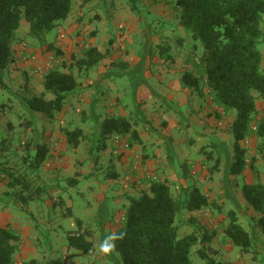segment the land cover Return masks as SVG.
Here are the masks:
<instances>
[{"label":"rangeland","instance_id":"1","mask_svg":"<svg viewBox=\"0 0 264 264\" xmlns=\"http://www.w3.org/2000/svg\"><path fill=\"white\" fill-rule=\"evenodd\" d=\"M132 3L129 0H93L88 5L76 2L70 17L46 36V42L60 49L63 55L42 46L38 39L32 37L30 25L25 19L16 32L20 43L14 48L22 45L24 49L17 47V56L5 71L7 89L0 87V107L6 106L5 110L0 109V163H4L6 169L25 174L28 170L24 168L22 158L30 155V152L33 154L37 144L48 146L46 161L37 175H32L34 180L37 179V184L42 182L47 185V193L41 199L30 201L27 206L15 205L16 198L7 196L10 190L2 175L3 165L0 164V227L10 226L24 233L28 237L23 240L24 246H28L27 241L40 239V251L43 252L40 256L52 262L60 258V264H123L114 249L108 253H102L100 249L106 238L117 230L130 205V199L138 196L145 189V184L143 179L142 185H134L137 181L133 183L122 177V169L126 165L122 149L128 146V141L122 142L121 139L111 137L106 140L107 150L97 151L100 125L106 117L120 116L121 109L125 110V117L132 123H136L137 119L141 122L139 109L144 113L148 111L143 119L152 125L158 123L161 126L166 121L164 118H153V114L158 106L162 108V103L158 100L149 104L139 101V85H147L146 89L155 86L160 90L166 83L159 81L163 73L176 71V75H171L173 79L185 72L197 73L202 45L188 29L180 25L175 1L134 0L136 11L132 10ZM90 47L98 48L105 54V59L91 71L81 72L73 56L81 58ZM167 47L170 50L162 56V50ZM259 50L262 54L261 71L264 72L263 43ZM169 55L173 61L167 59ZM51 57L61 58L62 64L52 67L48 64ZM166 59L168 64L162 63ZM52 69L64 72L72 70L78 77L79 88L69 98L65 111L53 121H47L42 115L36 114L35 124L32 125V118L24 112L14 94H21L26 73L29 87L40 95L44 92L42 79ZM206 94L211 107L209 119H212V123L204 122L215 137L202 141L200 155L191 151L186 143L178 146L175 142L178 156L175 166L181 172L192 166L186 164L185 169L180 167L185 160L182 156L190 157L189 161L202 160L196 167L193 165L190 177L180 182L175 180L174 184L170 182L172 191L175 196L183 197V187L197 185L210 202H215L226 211L235 210L240 224L250 231L251 220L256 216L241 201V186L244 183H264V146L255 137L246 139L242 146L246 150L247 169L242 176L231 175L230 167L234 157V142H230L231 121L236 117V112L225 114L221 111L217 114L210 103L207 89ZM124 95L126 99H122ZM262 110L260 117L264 118ZM182 125V134L188 136L192 133L185 122ZM77 129L83 131L84 137L80 140V146L73 149L62 130ZM180 136V131H177L174 138L181 139ZM190 139L193 140L192 137ZM149 141L152 139L149 138ZM160 141L161 147H164V140ZM145 149L152 159L159 157L150 142ZM253 163L256 175L250 168ZM115 173H119V177L112 180ZM136 177L138 179L139 175ZM68 180L76 182V185L70 184ZM126 182H129V191H126ZM182 216L184 219L180 220V224H185L188 215L183 213ZM191 216L200 223L199 227L206 226L210 230L216 228L219 231L212 244V250L217 254H211L218 261L228 264H264V239L253 246L249 254L242 256L239 249L227 243L221 232L228 223L225 214L209 208L192 213ZM78 222L82 224V231L95 232V235L88 238L96 245L94 255L74 249L69 252L67 250L69 236L80 231ZM190 230L188 227L181 229L180 237L187 235ZM196 252L197 249L192 255L194 264H205ZM37 257V261L43 262L42 258Z\"/></svg>","mask_w":264,"mask_h":264},{"label":"trees","instance_id":"2","mask_svg":"<svg viewBox=\"0 0 264 264\" xmlns=\"http://www.w3.org/2000/svg\"><path fill=\"white\" fill-rule=\"evenodd\" d=\"M88 5L93 0H0V87L7 89L5 71L14 61V46L20 43L16 37L21 22L25 19L30 25V35L40 41L49 50L60 49L46 42V36L57 29L72 14L76 2ZM132 10L137 6L134 0ZM179 12V23L188 29L193 38L202 45V55L197 65V73L185 72L180 79L184 89H190L200 98H206V89L211 104L217 114L223 111L228 114L236 112L231 126L233 136L234 157L230 167L233 176L244 175L247 169L246 150L242 143L250 138L260 139L264 146V118L257 108V95L264 97V72L261 71L262 54L259 46L264 43V0H174ZM169 47L162 50V56L168 53ZM105 59V54L96 47L84 51L81 58L73 56L78 70L91 71ZM172 60V56L167 57ZM166 59V61H168ZM25 84L21 94H14L24 112L32 118L35 124L36 114L42 115L47 121H53L57 115L66 109L69 98L78 88V77L72 70L68 72L52 69L42 79L44 92L35 94L29 87L28 75L25 73ZM208 98V97H207ZM3 105L0 109L5 110ZM29 127V124L26 125ZM34 130V129H33ZM68 144L77 149L84 134L81 129L74 131L62 130ZM111 137L129 139L128 148L139 142L138 133L128 118L123 116L106 117L100 125L97 137V151H106V140ZM1 145V144H0ZM126 148V149H128ZM7 149V148H6ZM29 149V146H28ZM33 154L23 157L22 164L28 170L15 172L1 167L2 175L11 191L7 196L15 197L14 204L27 206L30 201L41 199L47 193V185L37 184L32 175H37L48 156V146L37 144ZM22 168V167H21ZM256 175L254 163L250 166ZM184 170L183 178L191 175ZM193 172V171H192ZM119 177V173L112 176ZM70 184H75L68 180ZM145 189L135 198L130 199V205L122 216L121 223L112 236L124 233L123 239H115L114 250L123 264H194L192 255L196 254L205 264H228L218 261L211 254L212 244L219 231L204 226L191 216L205 209L215 208L225 214L228 220L221 229L227 243L239 249L240 254L247 255L253 246L264 239V183H244L241 186L242 199L249 210L255 214L252 218L250 231L239 222L235 210L226 211L215 202H210L208 196L195 185L182 188L183 197L175 196L172 184L168 181H143ZM142 185L139 181L134 185ZM171 184V185H170ZM76 185V184H75ZM234 209V208H233ZM69 210V209H68ZM71 215V210L68 211ZM183 213H187L185 224H180ZM80 231L68 238L67 248L94 255L96 245L89 241L91 232ZM184 227L191 228L189 233L180 237L179 232ZM23 243L22 235L12 227L0 228V264H18L17 254ZM60 258L52 264H60ZM261 261V260H260ZM50 263V264H51ZM21 264H43L37 260Z\"/></svg>","mask_w":264,"mask_h":264},{"label":"crops","instance_id":"3","mask_svg":"<svg viewBox=\"0 0 264 264\" xmlns=\"http://www.w3.org/2000/svg\"><path fill=\"white\" fill-rule=\"evenodd\" d=\"M17 47H19L21 50L24 49L22 45H17ZM17 47L14 48V57L17 56ZM163 62L168 64V61H162V63ZM173 74L176 75L177 72L172 71L168 72V74H162V77H160L159 81H164L166 83L164 87H161L160 90L155 88V86L153 88L149 87L147 89L145 88L147 85H139L138 87V94L140 97L139 101H144L149 104V102L158 100L162 103L160 105L162 108L160 109L158 106L154 111L153 118H164L166 122H164L161 126L158 125V123H156L157 125H152L150 122H147L148 120L143 119L146 118L147 114L145 113H148V111L144 113L138 109V111L142 115V118L141 122H139L140 120L137 119L138 121L134 123V128L138 133L139 142L133 143V146L131 148L126 149L123 147L122 149V153H125V157L123 160L126 163V165L123 166L122 169V171H124L122 177H125L126 181L130 180L133 181V183H135L134 181H137L139 183V181L141 182V179L145 181L148 178H151L152 180L168 181L169 183L173 182V184L175 183V180H178V182L183 181L184 171L181 172L175 166L176 157H178L175 151L176 149L174 148L175 142L178 146L186 143L191 151L200 155L203 148L201 146L202 141L209 139V137H215L211 135V132L208 130V125L206 124V122H204L208 121L212 123V119H209V113H211V107H209L208 105L209 101L207 100V98L200 99V97L196 96V93H193L190 89H184L180 82L181 76L177 75V77L173 79L171 77V75ZM122 99H126V96H122ZM259 102L261 103V105L259 104ZM263 103L264 97H259L257 95V108L259 111H263ZM259 105L263 108L260 109ZM120 112V116L125 117V110L121 109ZM190 116L193 118H191ZM234 119L235 118H232L233 121H231V123L234 122ZM183 122L186 123L187 129L192 132L188 136L182 134V129H184L182 125ZM200 127L202 128L201 131H197L196 129H199ZM177 131H180V137H182L181 139L174 138V135ZM190 137H192L193 140H191ZM218 137H221V135L218 134ZM149 138H151L152 141H149ZM118 139H121L122 142H129L128 138L126 139L124 137H117V140ZM160 139L164 140V147H161ZM149 142L156 148L155 154H158L159 156L156 160L152 159L146 154L145 148L146 144ZM230 142H234L232 136H230ZM181 153L182 151H180V154ZM185 157L186 158L182 156V159L185 160L180 166L184 169L186 164L192 165L191 167L195 165L196 167L198 162L202 160L200 159L198 161H189L190 157L186 155ZM140 158L142 160L137 163V160H139ZM191 167L187 169L189 170ZM195 167L194 169H196ZM137 175H139L138 179L136 177ZM128 185L129 182H126V191L130 190V185L129 187ZM241 201L244 200L242 199ZM17 231L20 235H22L23 240H26L28 238L26 237V235H23L24 233H22L20 230ZM94 233L91 232V237ZM27 245L28 246L21 245L20 251L16 256L17 263L21 264L22 262L26 261L37 260V256V258H42L40 256V254H43V252L40 251V247L42 246L40 239L36 238L34 241L33 239L27 241ZM67 250L68 252L71 251V249L69 248H67ZM42 260L43 264L51 263V260L45 258V256H43Z\"/></svg>","mask_w":264,"mask_h":264},{"label":"clouds","instance_id":"4","mask_svg":"<svg viewBox=\"0 0 264 264\" xmlns=\"http://www.w3.org/2000/svg\"><path fill=\"white\" fill-rule=\"evenodd\" d=\"M124 235H125L124 233H121L119 236L110 235L109 237H107L105 242L101 246V249H100L101 252L102 253H108L109 251L114 249L115 244L112 241H114L115 239H123Z\"/></svg>","mask_w":264,"mask_h":264},{"label":"built area","instance_id":"5","mask_svg":"<svg viewBox=\"0 0 264 264\" xmlns=\"http://www.w3.org/2000/svg\"><path fill=\"white\" fill-rule=\"evenodd\" d=\"M30 56H28V58H29ZM49 65H54V66H58V65H61L62 64V60H61V58H55V57H51L50 59H49V63H48ZM53 67V66H52ZM220 125H222V124H220ZM126 148H128V146H126ZM122 219H124V218H122Z\"/></svg>","mask_w":264,"mask_h":264}]
</instances>
